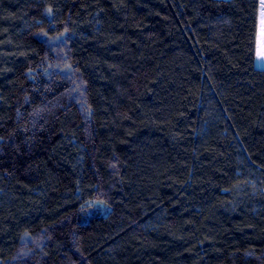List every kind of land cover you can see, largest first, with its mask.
Wrapping results in <instances>:
<instances>
[{
  "label": "trees",
  "instance_id": "16d2710c",
  "mask_svg": "<svg viewBox=\"0 0 264 264\" xmlns=\"http://www.w3.org/2000/svg\"><path fill=\"white\" fill-rule=\"evenodd\" d=\"M259 9L0 0V264H264Z\"/></svg>",
  "mask_w": 264,
  "mask_h": 264
},
{
  "label": "snow or ice",
  "instance_id": "6c2138e0",
  "mask_svg": "<svg viewBox=\"0 0 264 264\" xmlns=\"http://www.w3.org/2000/svg\"><path fill=\"white\" fill-rule=\"evenodd\" d=\"M259 5H260V9H259V43H258V47L256 50V61L264 62V0H259ZM46 14L54 17V14H53L51 8L46 10ZM44 35L46 36L47 33H44ZM63 36H64V33H60L54 39L60 40L61 37H63ZM2 140H3V137H0V141H2ZM102 203L103 202H100V203L86 202L85 205L81 206V211H84L85 208H91L94 211H101L102 212V211H104V208L101 207ZM85 214H87V213H85Z\"/></svg>",
  "mask_w": 264,
  "mask_h": 264
}]
</instances>
